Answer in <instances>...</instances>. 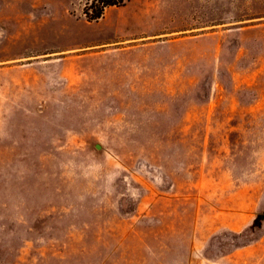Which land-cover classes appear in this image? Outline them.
I'll return each instance as SVG.
<instances>
[{
  "label": "rangeland",
  "instance_id": "rangeland-1",
  "mask_svg": "<svg viewBox=\"0 0 264 264\" xmlns=\"http://www.w3.org/2000/svg\"><path fill=\"white\" fill-rule=\"evenodd\" d=\"M91 2L0 0V264H264V0Z\"/></svg>",
  "mask_w": 264,
  "mask_h": 264
},
{
  "label": "trees",
  "instance_id": "trees-1",
  "mask_svg": "<svg viewBox=\"0 0 264 264\" xmlns=\"http://www.w3.org/2000/svg\"><path fill=\"white\" fill-rule=\"evenodd\" d=\"M116 3V0H92L89 7L86 8L85 14L90 19H97L103 14V11L107 6L114 5Z\"/></svg>",
  "mask_w": 264,
  "mask_h": 264
}]
</instances>
